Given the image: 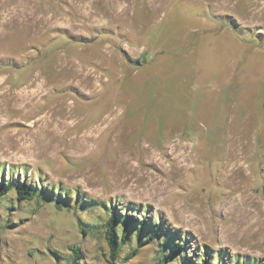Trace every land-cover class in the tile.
<instances>
[{"label": "rangeland", "instance_id": "374dc122", "mask_svg": "<svg viewBox=\"0 0 264 264\" xmlns=\"http://www.w3.org/2000/svg\"><path fill=\"white\" fill-rule=\"evenodd\" d=\"M19 1L0 0V264H111V211L116 264H264V0H82L95 23ZM27 1L82 27L22 23Z\"/></svg>", "mask_w": 264, "mask_h": 264}, {"label": "bare ground", "instance_id": "6f19581e", "mask_svg": "<svg viewBox=\"0 0 264 264\" xmlns=\"http://www.w3.org/2000/svg\"><path fill=\"white\" fill-rule=\"evenodd\" d=\"M15 1V0H14ZM19 1V0H18ZM97 1V3L98 2H102L103 0H92L91 2H96ZM121 1V0H120ZM131 1V0H130ZM20 2V1H19ZM18 2V3H19ZM17 3V2H16ZM22 3V2H21ZM20 3V4H21ZM31 3V2H30ZM103 3V2H102ZM23 4H25V2L23 3ZM22 4V5H23ZM26 4H28V5H26L27 6V9L24 11V14H23V16L21 17V19H20V22H22V23H32V24H30V25H33V24H35V25H37V27L38 28H42V29H44V30H51L52 28H53V26L55 25V24H65L66 26H68L69 28H74V27H76V28H79V27H82V23L80 24V23H78V22H76L72 17H65V18H62V17H59V16H57V14L55 15V14H46V11L44 10V9H39V8H36L35 7V5H31V4H29L28 3V1H27V3ZM70 4H71V6L75 9V13H79V14H83L85 17H87L88 19H92V21L95 23V21H98V20H100V19H98L97 20V17H96V14H97V12H98V9H94L93 8V4H91V5H87V4H85L82 0H70ZM109 4V3H108ZM100 5V4H99ZM110 5V4H109ZM17 6H20V5H17ZM37 6V5H36ZM21 7V6H20ZM111 7V6H110ZM113 5H112V9H113ZM15 8V7H14ZM105 8V7H104ZM127 8H128V6L126 5V6H124V7H122V6H118V11H119V15L120 14H123V13H125L126 14V10H127ZM100 9V8H99ZM102 9V8H101ZM117 9V8H116ZM21 11V10H20ZM114 13V12H113ZM14 14V13H13ZM111 14V13H110ZM105 15V14H104ZM117 15V14H116ZM121 16V15H120ZM122 17V16H121ZM111 19H116V16H111ZM3 20H5V19H3ZM8 20V19H7ZM91 21V20H90ZM6 22V21H5ZM12 22H14V21H12ZM19 22V23H20ZM10 23V22H9ZM4 24V23H3ZM3 24H1V25H3ZM11 24V23H10ZM93 24V23H92ZM36 27V28H37ZM63 58V56L62 55H60V59H62ZM75 76V75H74ZM78 76V77H77ZM76 77L78 78V82L80 83V84H83V82H84V79H85V77L84 76H82V75H77ZM35 78L36 77H34L31 81H30V84H32V82L33 81H35ZM73 78H75V77H73ZM71 79V78H70ZM36 82H37V80H36ZM40 82V81H39ZM41 82H43V81H41ZM29 84V85H30ZM42 84V83H41ZM47 84H49V83H47ZM36 85H37V83H36ZM36 85L34 86V87H36ZM38 87V86H37ZM42 87H44V86H42ZM41 87V88H42ZM48 89V88H47ZM46 89V90H47ZM30 90V89H29ZM39 91H42V90H40L39 89ZM32 92H33V90H32ZM38 93V92H37ZM32 100H33V96H30L28 99H27V101H26V103H25V106H31L32 104H33V102H32ZM72 113H71V110H70V113H69V116L71 115ZM91 137H88V139L86 138L85 139V142H83L84 144H81L80 145V147H82V148H87V144H88V141H89V139H90ZM55 139V138H54ZM49 140V139H48ZM83 141V140H82ZM77 149V148H76ZM238 152V151H237ZM234 154V153H233ZM239 156H240V154H239ZM238 157V156H237ZM228 160V159H227ZM230 161V160H229ZM233 165H234V167H235V165H237V166H239L238 165V158L233 162Z\"/></svg>", "mask_w": 264, "mask_h": 264}, {"label": "trees", "instance_id": "16d2710c", "mask_svg": "<svg viewBox=\"0 0 264 264\" xmlns=\"http://www.w3.org/2000/svg\"><path fill=\"white\" fill-rule=\"evenodd\" d=\"M11 187L12 184L9 181L0 182V198L3 195H5ZM32 197H33L32 189H30L28 186H26L25 184H20L16 186V199L23 200V199H31ZM119 221L120 219L118 218V215L114 211H111L109 217L106 219V221L103 224L104 237L109 249V258L111 264H116V259L118 258L120 251L117 235H116V229H115L116 223ZM135 222H136V218L133 216L125 215L124 218L122 219L123 228L120 233V240L122 242H125L127 239V230L129 226L135 224ZM136 225H137L136 228H137L138 236L146 228V231H148L147 240L149 241L152 240L154 237H156L157 234L160 232L159 225L153 224L149 227L145 225L144 220L139 221V223ZM182 247H183L182 244H180L178 247H176V249H174L172 254L177 253ZM74 253L75 255L72 259L71 264H77V259H76L77 251L75 250ZM199 264H209V263L207 259H203Z\"/></svg>", "mask_w": 264, "mask_h": 264}]
</instances>
